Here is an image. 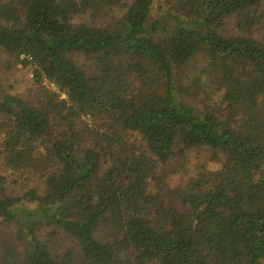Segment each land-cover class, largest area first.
Returning <instances> with one entry per match:
<instances>
[{
	"label": "trees",
	"instance_id": "16d2710c",
	"mask_svg": "<svg viewBox=\"0 0 264 264\" xmlns=\"http://www.w3.org/2000/svg\"><path fill=\"white\" fill-rule=\"evenodd\" d=\"M0 55L50 86H0V264H264V0H0Z\"/></svg>",
	"mask_w": 264,
	"mask_h": 264
},
{
	"label": "rangeland",
	"instance_id": "374dc122",
	"mask_svg": "<svg viewBox=\"0 0 264 264\" xmlns=\"http://www.w3.org/2000/svg\"><path fill=\"white\" fill-rule=\"evenodd\" d=\"M204 60V59H203ZM203 66L205 60L203 61ZM31 68L24 69L20 65L8 64L5 57L0 55V86L3 91L12 94L19 95L23 97L24 101L32 106H38V101L42 100V91L45 88H50L47 83H44L41 87H37L33 84L31 80ZM204 86L207 92H215L213 88L216 84L213 81L206 79V75L202 76ZM183 82V81H182ZM193 85V78L184 80L183 88ZM216 93L212 101L217 102ZM185 101L190 103L195 109L200 110L203 107V103L207 104L208 96L206 93H201L193 99L185 97ZM211 102L209 101V104ZM131 142L136 144H141L140 136L138 134H133L129 136ZM201 167H207L210 170L218 169L219 165L217 162L211 161L210 154L208 152L202 151H189L186 153V166L184 169L180 170L177 174L170 177L169 182L172 186L183 185L187 183L188 179L195 176L198 169ZM0 170H2V165L0 163ZM8 177L9 173H6ZM16 176H14L15 178ZM9 188L17 189L18 186H9Z\"/></svg>",
	"mask_w": 264,
	"mask_h": 264
}]
</instances>
